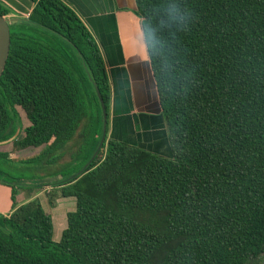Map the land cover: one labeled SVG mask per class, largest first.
<instances>
[{
    "label": "trees",
    "instance_id": "1",
    "mask_svg": "<svg viewBox=\"0 0 264 264\" xmlns=\"http://www.w3.org/2000/svg\"><path fill=\"white\" fill-rule=\"evenodd\" d=\"M9 23L0 76V264H257L264 254V0H134L168 133L164 157L102 132L109 82L98 47L62 0H28ZM9 9L0 3V15ZM17 108L29 125L22 127ZM74 143V148L70 144ZM69 159L57 169L64 153ZM9 170H3L2 168ZM40 169L36 176L28 170ZM83 170V171H82ZM74 198L66 228L41 196ZM59 178V179H58ZM45 183V184H44ZM34 184V185H32ZM53 184V183H52ZM47 206L56 196L46 193Z\"/></svg>",
    "mask_w": 264,
    "mask_h": 264
},
{
    "label": "crops",
    "instance_id": "2",
    "mask_svg": "<svg viewBox=\"0 0 264 264\" xmlns=\"http://www.w3.org/2000/svg\"><path fill=\"white\" fill-rule=\"evenodd\" d=\"M62 1L75 12L89 31L105 66L110 88L107 137L153 154L169 157L168 133L157 100L139 18L134 13V0ZM25 2L29 1L0 0V3L9 9L5 18L17 16V13L22 16L18 17L19 19L26 18L32 4ZM45 181L50 180L33 182ZM0 188H2L0 190V213L8 214L12 206L11 189L3 185H0ZM31 190L34 189L27 191L17 188L15 203L20 205L28 201L29 198L24 201L19 197ZM39 194L41 191L36 190L34 197ZM73 199L60 198L59 201L67 203L68 200ZM67 212L64 214V220L58 222L59 226L55 233L57 240L55 241L52 236L55 242L59 241L62 231L66 228L65 215Z\"/></svg>",
    "mask_w": 264,
    "mask_h": 264
},
{
    "label": "rangeland",
    "instance_id": "3",
    "mask_svg": "<svg viewBox=\"0 0 264 264\" xmlns=\"http://www.w3.org/2000/svg\"><path fill=\"white\" fill-rule=\"evenodd\" d=\"M25 3H29V2H25ZM18 17H22V16L19 13H17V16H14V17H6V19L9 22H12V20H14V19H16ZM17 111H18V114H19V117H20V122H21L22 127L28 126L29 123L26 120V117H25L23 111L21 109H19V108H17ZM74 146H75L74 143L73 144L71 143L69 147L72 149V148H74ZM0 151H2V152H8L10 154V157H12V158L23 159V158H26V157H31L34 154L38 153L40 151V148H38V149H23L22 150V149H16V148H14L12 146L11 143H8V144L0 145ZM69 154H70V150H67L66 153H64V155L62 156V158L59 160V162L56 165L45 167V169L46 168H48V170L51 169V168L57 169L58 167L62 166L65 163V161H67L69 159ZM2 169L3 170H6V169L9 170L8 168H6V169L2 168ZM40 169L37 168V169L28 170V174L26 172V175L36 176V175H38L40 173L43 174V171L40 170ZM51 179L52 178H46V180H51ZM60 181H61L60 179L57 180V181H55L54 179H52V182L48 183L49 185H47V187H43L42 190H37L38 192L41 191V194H39L38 196H41L42 202L45 205L46 211L52 216V219L54 220V222H53V227H54V235H53V238L55 239V241L57 240V236H56L55 233L57 232V228L59 226L58 225V222L60 220H64V214H65V212H67V210L68 211H73L74 208H75V200L74 199L73 200H68L67 203H66V201H64V202L59 201L60 198L58 197L57 193L54 192V188L49 187V186H52V185L54 186V185L59 184ZM1 189L2 188H0V190ZM26 190L28 191L30 189H26ZM46 193H49V195L51 194V196H56V199L54 201V206L53 207H48L47 206V204H46V202H47V196H45ZM34 196H36V189L31 190V192H25V195L21 194L19 198L25 201L28 198L29 199L30 198H34ZM65 224H66V222H65ZM257 264H264V254L261 256V258L257 262Z\"/></svg>",
    "mask_w": 264,
    "mask_h": 264
},
{
    "label": "water",
    "instance_id": "4",
    "mask_svg": "<svg viewBox=\"0 0 264 264\" xmlns=\"http://www.w3.org/2000/svg\"><path fill=\"white\" fill-rule=\"evenodd\" d=\"M9 21L0 15V76L2 75V72L4 70L5 62L8 57L9 53V47H10V33H9ZM95 93L97 95L98 101L100 103L101 107V113H102V132H101V138L99 141V144L94 151L93 155L89 159V161L86 163V165L83 167V170L92 162V160L97 155L106 135V125H107V114L106 109L104 106V103L102 101L101 95L97 89L96 86H94ZM20 134V129L17 128L14 135L9 138L8 140H5L3 142H0V145L11 143L13 140H15ZM82 170V171H83Z\"/></svg>",
    "mask_w": 264,
    "mask_h": 264
}]
</instances>
